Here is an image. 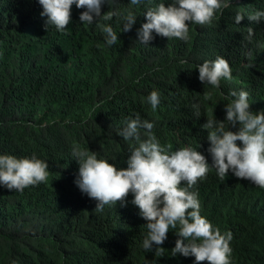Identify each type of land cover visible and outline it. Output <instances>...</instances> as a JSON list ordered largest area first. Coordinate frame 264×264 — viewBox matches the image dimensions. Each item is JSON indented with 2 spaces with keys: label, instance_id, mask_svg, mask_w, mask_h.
<instances>
[{
  "label": "trees",
  "instance_id": "1",
  "mask_svg": "<svg viewBox=\"0 0 264 264\" xmlns=\"http://www.w3.org/2000/svg\"><path fill=\"white\" fill-rule=\"evenodd\" d=\"M168 2L130 6V0H105L101 15L110 10L120 15L92 25L81 24L86 9L73 4L71 23L60 32L54 26L45 30L38 0H0V155H35L49 165L47 180L23 192L0 186V264H195L194 257L171 254L178 229H170L161 245L163 256L155 255V246L152 252L143 249L147 221L131 204V194L126 207L118 203L95 211L96 201L74 183L79 172L74 149L127 167L138 145L118 133L137 114L154 123L162 146L183 148L186 137L175 136L186 117L177 106L196 96V65L219 55L249 70L253 84L264 82V20H248L264 11V0H231L211 24L190 25L187 41L153 33L148 45L138 43L144 13ZM128 10L137 20L123 32ZM238 13L244 17L239 24ZM98 25L116 32L113 46L106 45ZM154 90L161 94L155 111L146 101ZM198 147L208 153V146ZM192 190L199 193L201 215L233 234L231 264H264V189L210 176Z\"/></svg>",
  "mask_w": 264,
  "mask_h": 264
},
{
  "label": "clouds",
  "instance_id": "2",
  "mask_svg": "<svg viewBox=\"0 0 264 264\" xmlns=\"http://www.w3.org/2000/svg\"><path fill=\"white\" fill-rule=\"evenodd\" d=\"M38 2L43 8L40 15L47 17L46 31L50 26L65 31L71 23L73 4L78 9H86L80 14L81 24L92 25L97 18L111 20L120 15L116 10L101 15L105 0ZM143 3L144 0H130V6ZM168 4L166 7L165 3H160L144 13L146 23L137 30L138 43L148 45L154 39L153 33L187 41L190 25L211 24L218 13L231 7V0H172ZM123 19V32L131 31L136 14L128 10ZM243 19L239 13L235 17L237 24ZM248 20H264V11H254ZM98 26L105 34L106 45L113 46L118 40L116 32L110 25ZM248 31L253 30L249 28ZM213 59L196 65L199 85L195 91L198 95L192 102L183 100L177 106V112L184 110L186 117L185 122H179L175 136L177 141L186 137L188 143H184L183 148L175 147L172 151L162 146V140L159 141L153 132L154 123L137 114L135 118L128 117L118 133L125 141L138 145L129 155L126 168H117L90 150L74 149L73 153L79 165L74 183L82 194L96 201L95 211H103L106 206L116 207L118 203L126 207L131 194V204L147 221L143 249L152 252L155 246V255L163 256L166 250L161 245L167 240L170 229H178L174 231L178 239L171 254L194 257L195 264H231L233 253L230 246L233 234L230 231L222 233L201 215L199 193L192 190L198 181L210 176L236 177L264 189V82L257 86L249 78V70L232 67L219 55ZM246 80L249 81L246 86L239 85ZM223 86L229 90L227 95L217 92ZM203 89L210 95L203 94ZM160 96L154 90L146 97L153 111L161 103ZM201 131L207 133V141L200 140ZM201 143L209 147L208 153L198 147ZM48 168V163L35 155L31 158L0 155V186L23 192L29 186L45 182Z\"/></svg>",
  "mask_w": 264,
  "mask_h": 264
},
{
  "label": "rangeland",
  "instance_id": "3",
  "mask_svg": "<svg viewBox=\"0 0 264 264\" xmlns=\"http://www.w3.org/2000/svg\"><path fill=\"white\" fill-rule=\"evenodd\" d=\"M208 94V96L210 95L209 94V92L207 91V90H204L203 89V94ZM195 95L197 96L198 95V93L195 91ZM201 138H200V140H205V141H207V133H205L204 131H201ZM184 135V134H183ZM183 135H180L179 137H181V136H183ZM190 147H192L193 148V146L192 145H189ZM218 181H226V180H230V181H236V182H238V183H241V184H243V185H245V186H247V187H250V185L251 186H254V184H252L250 181H247V180H242V179H238V178H228V179H226V178H224V179H221V178H219V177H215Z\"/></svg>",
  "mask_w": 264,
  "mask_h": 264
}]
</instances>
